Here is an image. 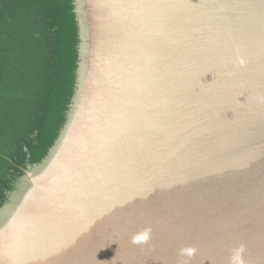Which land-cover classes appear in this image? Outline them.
Wrapping results in <instances>:
<instances>
[{"label":"water","instance_id":"1","mask_svg":"<svg viewBox=\"0 0 264 264\" xmlns=\"http://www.w3.org/2000/svg\"><path fill=\"white\" fill-rule=\"evenodd\" d=\"M73 4L74 92L0 264H264V0Z\"/></svg>","mask_w":264,"mask_h":264},{"label":"trees","instance_id":"2","mask_svg":"<svg viewBox=\"0 0 264 264\" xmlns=\"http://www.w3.org/2000/svg\"><path fill=\"white\" fill-rule=\"evenodd\" d=\"M78 43L73 0H0V207L65 122Z\"/></svg>","mask_w":264,"mask_h":264}]
</instances>
